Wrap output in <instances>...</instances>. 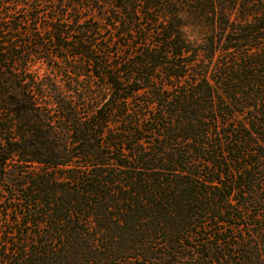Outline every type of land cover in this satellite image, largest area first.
Wrapping results in <instances>:
<instances>
[{
  "label": "trees",
  "instance_id": "obj_1",
  "mask_svg": "<svg viewBox=\"0 0 264 264\" xmlns=\"http://www.w3.org/2000/svg\"><path fill=\"white\" fill-rule=\"evenodd\" d=\"M0 264H264V0H0Z\"/></svg>",
  "mask_w": 264,
  "mask_h": 264
},
{
  "label": "rangeland",
  "instance_id": "obj_2",
  "mask_svg": "<svg viewBox=\"0 0 264 264\" xmlns=\"http://www.w3.org/2000/svg\"><path fill=\"white\" fill-rule=\"evenodd\" d=\"M40 71H42L43 70V68H41V69H39Z\"/></svg>",
  "mask_w": 264,
  "mask_h": 264
}]
</instances>
